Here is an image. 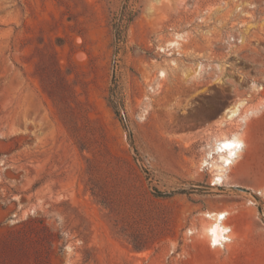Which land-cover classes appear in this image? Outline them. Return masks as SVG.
Returning <instances> with one entry per match:
<instances>
[{
  "label": "rangeland",
  "instance_id": "obj_1",
  "mask_svg": "<svg viewBox=\"0 0 264 264\" xmlns=\"http://www.w3.org/2000/svg\"><path fill=\"white\" fill-rule=\"evenodd\" d=\"M240 101L264 106V0H0V264H264V109L229 184L204 166Z\"/></svg>",
  "mask_w": 264,
  "mask_h": 264
},
{
  "label": "bare ground",
  "instance_id": "obj_2",
  "mask_svg": "<svg viewBox=\"0 0 264 264\" xmlns=\"http://www.w3.org/2000/svg\"><path fill=\"white\" fill-rule=\"evenodd\" d=\"M180 39H183L182 35H178V41L173 42L171 45L180 47ZM160 75L165 79L167 74L162 71ZM262 90L263 88H258V91ZM246 104V101H240L226 111L225 120L232 121L238 118L241 122V127L229 136L216 138L213 148L207 153L204 166L213 172L212 184L214 186H225L230 183L231 172L241 161V157H243L247 148L244 134L246 126L251 119L258 116L264 109L263 106L258 110L249 111L244 116H241ZM248 162L242 163L241 168H248ZM259 194L264 195V192L259 191ZM231 215L232 212L230 211L208 212L205 214L206 225L204 227V234L212 249H222L225 244L233 241L234 228L229 224Z\"/></svg>",
  "mask_w": 264,
  "mask_h": 264
},
{
  "label": "trees",
  "instance_id": "obj_3",
  "mask_svg": "<svg viewBox=\"0 0 264 264\" xmlns=\"http://www.w3.org/2000/svg\"><path fill=\"white\" fill-rule=\"evenodd\" d=\"M157 194H159L160 196H169V194L167 193H159L157 192ZM11 237H8L7 240H5L4 244H3V247H5L6 250H9L12 249L10 246H12V242H11Z\"/></svg>",
  "mask_w": 264,
  "mask_h": 264
},
{
  "label": "crops",
  "instance_id": "obj_4",
  "mask_svg": "<svg viewBox=\"0 0 264 264\" xmlns=\"http://www.w3.org/2000/svg\"><path fill=\"white\" fill-rule=\"evenodd\" d=\"M247 170H248V168H245V169H243V168H241L240 170H239V174H241L242 176H247V175H249V173L247 172Z\"/></svg>",
  "mask_w": 264,
  "mask_h": 264
},
{
  "label": "water",
  "instance_id": "obj_5",
  "mask_svg": "<svg viewBox=\"0 0 264 264\" xmlns=\"http://www.w3.org/2000/svg\"><path fill=\"white\" fill-rule=\"evenodd\" d=\"M137 158V157H136ZM221 188V186H219V187H217V189H220Z\"/></svg>",
  "mask_w": 264,
  "mask_h": 264
}]
</instances>
